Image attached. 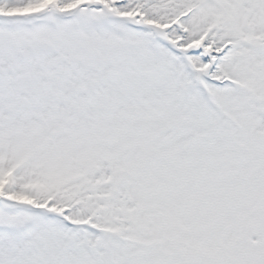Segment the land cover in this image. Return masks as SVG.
<instances>
[{"label": "snow or ice", "instance_id": "obj_1", "mask_svg": "<svg viewBox=\"0 0 264 264\" xmlns=\"http://www.w3.org/2000/svg\"><path fill=\"white\" fill-rule=\"evenodd\" d=\"M0 264H264V0H0Z\"/></svg>", "mask_w": 264, "mask_h": 264}]
</instances>
